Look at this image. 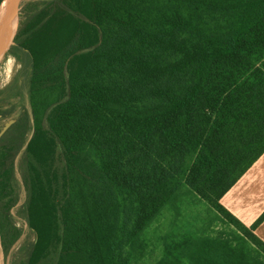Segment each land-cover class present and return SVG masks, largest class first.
I'll return each instance as SVG.
<instances>
[{"label":"trees","instance_id":"16d2710c","mask_svg":"<svg viewBox=\"0 0 264 264\" xmlns=\"http://www.w3.org/2000/svg\"><path fill=\"white\" fill-rule=\"evenodd\" d=\"M21 18L0 89L7 264H132L188 192L238 232L185 244L190 264H264V212L246 226L220 203L264 153V0H30Z\"/></svg>","mask_w":264,"mask_h":264},{"label":"rangeland","instance_id":"374dc122","mask_svg":"<svg viewBox=\"0 0 264 264\" xmlns=\"http://www.w3.org/2000/svg\"><path fill=\"white\" fill-rule=\"evenodd\" d=\"M25 1L30 0H23ZM19 68L18 59L8 55L7 51L0 56V89L12 82ZM7 123L8 121L5 120L1 124ZM18 209L19 206L15 207L12 212L23 234L26 235L28 226ZM219 234H226L231 238L238 236L237 230L223 222V218L215 208L190 192L184 193L179 213L172 207L165 206L157 220L145 231L141 252L137 258H133L132 264H158L166 253H169V258L171 255L172 264L178 260L183 264H190L189 256L183 253L181 247L185 244H192L202 236ZM249 248L254 252L252 247ZM7 258L4 257L0 245V264H7Z\"/></svg>","mask_w":264,"mask_h":264},{"label":"crops","instance_id":"0c3cea01","mask_svg":"<svg viewBox=\"0 0 264 264\" xmlns=\"http://www.w3.org/2000/svg\"><path fill=\"white\" fill-rule=\"evenodd\" d=\"M220 203L244 225L256 222L264 212V153L221 197ZM254 232L264 241V220Z\"/></svg>","mask_w":264,"mask_h":264},{"label":"water","instance_id":"95a60500","mask_svg":"<svg viewBox=\"0 0 264 264\" xmlns=\"http://www.w3.org/2000/svg\"><path fill=\"white\" fill-rule=\"evenodd\" d=\"M22 7L23 0H4L2 3L0 8V56L9 50L19 32Z\"/></svg>","mask_w":264,"mask_h":264}]
</instances>
